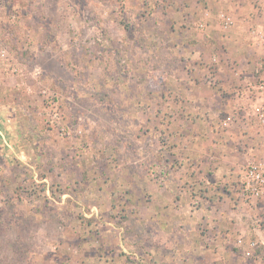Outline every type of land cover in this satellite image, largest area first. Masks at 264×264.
I'll return each instance as SVG.
<instances>
[{"label": "rangeland", "instance_id": "rangeland-1", "mask_svg": "<svg viewBox=\"0 0 264 264\" xmlns=\"http://www.w3.org/2000/svg\"><path fill=\"white\" fill-rule=\"evenodd\" d=\"M263 1L0 0V264H264Z\"/></svg>", "mask_w": 264, "mask_h": 264}, {"label": "built area", "instance_id": "built-area-1", "mask_svg": "<svg viewBox=\"0 0 264 264\" xmlns=\"http://www.w3.org/2000/svg\"><path fill=\"white\" fill-rule=\"evenodd\" d=\"M263 51H264V31L261 36ZM256 75L258 77V85L256 89V98L258 105L255 107V114L258 121L264 125V52L263 60L256 69ZM243 194L250 198H264V160L257 161L251 160L242 179ZM243 240H239V244H242ZM252 243V242H251ZM261 244L264 246V241H255L253 246Z\"/></svg>", "mask_w": 264, "mask_h": 264}, {"label": "crops", "instance_id": "crops-1", "mask_svg": "<svg viewBox=\"0 0 264 264\" xmlns=\"http://www.w3.org/2000/svg\"><path fill=\"white\" fill-rule=\"evenodd\" d=\"M229 2L228 3H231V5L233 4V6H235V5H239L238 4V0H228ZM264 2V1H263ZM261 6L264 8V3H263V5L261 4ZM264 11V10H263ZM262 13H264V12H262ZM243 21L244 22H246V20H244L243 19ZM251 21H253V20H251ZM243 23V22H242ZM251 23V22H250ZM229 51V50H228ZM255 65V63L253 64V66ZM235 68H237V69H242V70H245V67L243 66V65H239V64H235ZM240 71V70H239ZM262 134H264V133H262ZM263 140H264V137L262 136L261 137ZM263 142V141H262ZM264 143V142H263ZM243 175V174H242ZM243 177H244V175L242 176V179H243ZM243 192H242V195H240V197H241V199L243 198ZM250 197H246V199H249ZM244 199V198H243ZM251 199V198H250ZM264 201V200H263ZM261 209H263V208H261ZM255 212L253 211V210H247L248 212L249 211H251V212H249V214L251 213V215H253V214H257V213H259L258 212V207H255ZM254 223V222H253ZM249 225V224H248ZM257 229V231H258V240H260V241H263L262 239H264V234H263V230H261L260 231V229L259 228H256ZM259 229V230H258ZM218 243H219V241L216 243L215 241H211L210 242V246H215V245H218ZM227 257V261L226 262H231L232 264L234 263V260L236 259V260H238L239 258L238 257H235V256H233L232 254L231 255H229V256H226ZM223 258H222V256H217V255H203V256H198L197 257V260L199 261V262H203V263H207V262H209V263H213V262H215V261H218V260H222ZM260 262L257 260L256 262H250L249 260H247V259H244V260H242V263L241 264H259Z\"/></svg>", "mask_w": 264, "mask_h": 264}]
</instances>
